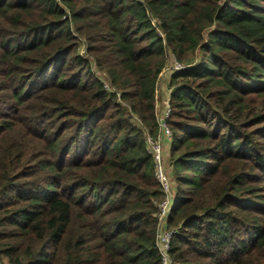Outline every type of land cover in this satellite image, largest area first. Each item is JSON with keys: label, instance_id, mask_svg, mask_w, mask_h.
I'll use <instances>...</instances> for the list:
<instances>
[{"label": "trees", "instance_id": "trees-1", "mask_svg": "<svg viewBox=\"0 0 264 264\" xmlns=\"http://www.w3.org/2000/svg\"><path fill=\"white\" fill-rule=\"evenodd\" d=\"M28 1L20 13L40 12L41 18L24 24L19 19L20 43L8 46L15 65H34L30 85L8 97L1 96L0 87L5 113L29 122L22 123L16 141H11L15 125L0 127V241L7 243L0 254L16 264H163L154 215L165 193L144 133L124 118V109L112 113V107L120 108L117 95L107 91L86 59L72 55L75 37L59 3ZM60 1L74 20H82L72 0ZM91 1L104 3L99 15L107 19V48L124 68L122 78L136 90L121 98H133L135 108L147 109L143 118L152 132L166 52L171 49L191 65L187 47L199 50L195 66L172 76L170 119L177 121L169 120L174 130L170 178L199 189L202 178L214 175L232 149L245 152L254 145L255 137L242 140L226 118L237 117L234 108L250 92L249 81L262 84L256 88L264 92V0H203L200 8L188 0ZM9 5L0 0V13ZM205 23L213 27L206 35ZM73 64L77 71L70 76ZM193 115L208 126L184 122ZM216 135L219 144L212 142ZM33 140L44 143L42 155L27 153ZM257 157L264 179V155ZM236 178L224 197H240L243 188L233 185ZM243 190L259 198L256 188ZM172 198L167 227L175 231L169 253L173 264H243L259 254L251 249L264 252V225L251 211L240 216L239 207L221 202L197 212L179 195ZM247 200L243 208L261 206ZM245 231L251 236L242 237ZM250 264H264V257Z\"/></svg>", "mask_w": 264, "mask_h": 264}, {"label": "rangeland", "instance_id": "rangeland-1", "mask_svg": "<svg viewBox=\"0 0 264 264\" xmlns=\"http://www.w3.org/2000/svg\"><path fill=\"white\" fill-rule=\"evenodd\" d=\"M5 2H10L11 5L5 7L0 13V87L4 89L1 96L8 97L11 95L12 90L20 87H25L26 85H30L28 83L29 78L34 72L33 64H24L23 65H15L12 62L11 58V49L8 46V42H14L19 40V29L23 26L17 25V21L20 19V24L27 23L33 19L41 18L40 12H37L33 15L31 12L28 13H20V6L28 0H1ZM59 5L65 10L66 17L68 18L72 33L75 37L74 44L72 45L73 54L72 55H80L84 59H86L89 65L92 67L93 73L96 77L101 79L104 83L105 88L109 92H113L117 95L118 105L120 108L112 107V113H117V110L124 109V118L129 122H132L136 127H138L143 133L144 138L146 139L148 136H152L154 138H159L160 128L157 125V118L162 116L167 109L166 103L170 104L171 99V91H172V76L175 73L172 65L175 60L179 61L181 65L184 66V69L187 70L189 67L195 66L200 58H199V50L194 51L190 47H187L185 58L188 60L193 59L194 63L189 65L188 62H182L178 59V56L171 50L168 49L166 52V64L164 66L163 75L159 76L157 79V84L155 88V102H154V117L156 118L154 127V131H151L150 126L148 125V121L143 117H148L144 115V112L147 110L146 108H135L137 105L136 100L133 98L122 99L121 96L123 94H129L131 96L134 95L135 89L133 84H129V80L126 77L122 78L123 67L119 64V59L112 53L109 52L108 46H111L106 29L104 28L107 24V19L103 15H99L102 11L101 7L104 6L103 2L96 3L91 0H72L74 5V10L79 11L82 14V20L76 21L72 18L71 11L68 9L66 4L61 3L60 0H56ZM192 0H188V5H195V7L200 8L203 0H198L197 3L191 2ZM47 19V18H45ZM202 28H204V34L206 35L213 27L210 24H203ZM107 39V40H105ZM111 40V38H110ZM10 42V43H11ZM20 43V41H18ZM146 44H143L141 47H144ZM25 63H30L27 60ZM69 69H72V72H68L71 76L74 72L77 71L76 64H73ZM81 70H78V73ZM52 70H50L51 74ZM49 77H42L40 81H46ZM262 81V80H260ZM250 92L248 94L241 95V100L243 104L239 101L236 107L234 108V115L237 117H229L226 118V121L231 123L233 127L238 129L240 133V138L242 140L250 139L251 137H255L254 145L245 152L240 151L237 152L236 149H232L229 156H225L214 175L206 176L202 178V183L199 189L193 190L191 187L182 184L178 180H174L170 178L171 183V192L172 195L176 198L177 195L180 196V199L189 201L191 208L195 211H205L209 208H218L219 203H223L225 206H237L240 208L239 215L243 216V210L251 211V215L254 219H261L262 224L264 225V179H260L262 175L261 167L257 164V156L264 155V117H254L255 115H264V92H261L256 88V86L261 87V85H254L251 81ZM201 86V85H200ZM228 102H226L227 105ZM132 106L134 108H132ZM166 107V108H165ZM8 114L5 116L6 119H3L1 115ZM162 114V115H161ZM10 117V119H7ZM43 117V116H42ZM24 121L20 118H16V116L12 117L11 112L5 113L2 103L0 102V127L3 126L4 122H8V124L15 125V131L12 134L11 141H16L20 138L22 134L21 125L24 122H28V119L25 117ZM62 117L55 119L54 123H57L59 119ZM63 119V118H62ZM117 118H112L110 122L116 121ZM49 120V119H48ZM46 120L45 122H47ZM170 122L177 121L176 117H171L169 119ZM63 121V120H62ZM109 121V120H108ZM108 121L106 123H108ZM184 122L193 125V126H203L206 128L208 125L202 124L199 117L193 115L188 119H185ZM29 123V122H28ZM41 126L44 123L41 121L38 122ZM58 124H56L57 127ZM6 127V126H5ZM221 127V126H220ZM33 128L29 126V130L31 131ZM172 131L173 126H172ZM223 132V131H222ZM221 132V133H222ZM6 132H3V136ZM12 133V131L8 132ZM31 133V132H30ZM2 136V137H3ZM65 137V136H64ZM173 137L165 138L164 142V163L165 168L168 174L171 176V169L169 167V147H171L174 143L172 142ZM221 140V136L216 135L212 138V142L214 144H219ZM198 143L201 140H197ZM44 152V143L38 141H31L29 144V148L27 153L31 155H42ZM26 172L31 173L30 170H26ZM237 177V178H236ZM236 178L233 182V185L240 186L243 189H257V195L259 198H251V192H245L243 189L240 190V197L231 196L224 197L225 189L228 188L229 182ZM238 181H242L238 183ZM233 187V186H232ZM253 192V190H250ZM242 192V193H241ZM229 194L234 195L233 189L229 191ZM257 197V196H256ZM247 201L252 200L255 203H260V207H246L244 200ZM173 199V198H172ZM2 228H0L1 230ZM174 230V229H172ZM250 237L251 235L247 234V231L241 234L242 237ZM7 243L4 241H0V249L6 245ZM260 248L255 250L251 249L248 252H259L258 255L252 256L250 259L243 260V264H250L251 260L256 259L260 260L261 257H264V252L260 251ZM247 253V252H246ZM208 264V261H202ZM0 264H16V262L12 261L0 254Z\"/></svg>", "mask_w": 264, "mask_h": 264}, {"label": "built area", "instance_id": "built-area-1", "mask_svg": "<svg viewBox=\"0 0 264 264\" xmlns=\"http://www.w3.org/2000/svg\"><path fill=\"white\" fill-rule=\"evenodd\" d=\"M172 68L174 72L185 70L184 66L177 60L174 61ZM159 76H162V73ZM166 107L167 109L164 114H161L162 116L157 118V125L159 126L161 133L160 137L156 139L152 136H148L146 142L148 150L154 159L156 179L163 187L165 193L164 198L157 203V210L154 215L158 220L157 245L162 256L163 264H173V260L169 253L172 247V240L175 231L167 227V222L168 216L173 209L174 201L172 199L170 188V175L168 174L164 163L165 148L163 142L165 138L173 137V131L169 124L172 109L169 106V103H167Z\"/></svg>", "mask_w": 264, "mask_h": 264}, {"label": "crops", "instance_id": "crops-1", "mask_svg": "<svg viewBox=\"0 0 264 264\" xmlns=\"http://www.w3.org/2000/svg\"><path fill=\"white\" fill-rule=\"evenodd\" d=\"M165 69H163V71H164ZM163 71H162V73H163ZM163 75V74H162ZM171 93H172V91H171ZM168 103V102H167ZM167 103H166V106H167Z\"/></svg>", "mask_w": 264, "mask_h": 264}, {"label": "water", "instance_id": "water-1", "mask_svg": "<svg viewBox=\"0 0 264 264\" xmlns=\"http://www.w3.org/2000/svg\"><path fill=\"white\" fill-rule=\"evenodd\" d=\"M175 205V204H174ZM174 205H173V207H174Z\"/></svg>", "mask_w": 264, "mask_h": 264}]
</instances>
